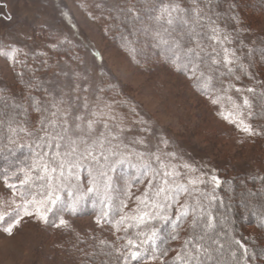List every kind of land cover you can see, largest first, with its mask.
<instances>
[{
  "label": "rangeland",
  "instance_id": "obj_1",
  "mask_svg": "<svg viewBox=\"0 0 264 264\" xmlns=\"http://www.w3.org/2000/svg\"><path fill=\"white\" fill-rule=\"evenodd\" d=\"M143 1L154 3L155 0H0V98L18 93L19 100L27 105L30 95L43 97L52 108V119L56 121L57 106L64 98L74 97L75 104H80L87 116L80 132L85 135L90 132L89 143L101 134L112 139L109 144L113 160L116 156L119 164L123 162L136 168L142 164L140 161L146 151L164 159L169 173V183L165 185L171 192L166 200L159 197L161 206L154 209L166 216L163 220L182 217L185 200L209 185L217 184L219 176L216 177L215 172L223 179L234 180L242 197L233 194L227 199L235 203L236 212H245L247 206H242L238 200L254 201L249 189H257L261 184L264 188V141L255 129L257 122L251 120L254 119L250 97L252 86L223 88L222 94H216L210 91L209 85L199 83L196 68L185 67L182 62L171 66L164 64L162 59L132 63L114 43L113 33L124 25L126 16L132 19L140 12L145 5ZM242 13L247 27L264 35V14H254L250 10ZM215 27L219 28V24ZM227 39L230 38L225 32L218 40L215 36L206 44L197 40L190 44L199 57L211 52L205 59L213 66L208 72L211 73L215 66H224L234 73L241 71L238 67L244 62L234 63L236 53L232 43H226ZM159 41L155 35L150 40L136 39L129 49H146L152 54ZM11 58L17 59L18 63L12 62ZM252 66L249 70L256 72L260 80L256 92L264 99V67ZM247 74L251 75L250 72ZM40 80L46 85L43 89L38 87ZM244 80L249 81L246 77ZM96 93L103 94L100 100ZM60 109L65 115L66 108ZM31 112L38 120L40 109L33 108ZM6 127L12 129L11 125L6 124ZM134 136L137 145L132 143ZM19 140L27 143L17 137L16 142ZM115 149H119V153L115 154ZM146 168L141 170L139 167L140 181L132 190L128 185L117 196L120 219L127 217L132 221L141 212V202L137 198L145 194L141 195L151 176V170ZM237 173L255 180L249 181ZM208 180L210 184H206ZM120 181L122 184L123 180ZM23 183L10 175L0 174V215L5 217L0 221V264H86V256L93 254V246L107 242L108 231L117 236L122 230L116 220L112 222L116 225L114 228L95 214H77L76 209L75 212L69 209L68 213L52 219L53 211L46 209L57 208L50 200L59 196L61 190L54 193L51 184L45 188L42 185L43 190L35 187L30 192L27 187L19 186ZM92 185L87 180L79 183L83 192L81 200ZM116 187H113L114 195L118 194ZM107 194L104 192L102 197L109 200ZM258 197L254 208L264 213V191ZM25 209L32 215L25 216ZM37 210L46 217L45 220L37 216ZM147 215L140 216L145 218ZM17 218L20 223L13 228V234H6L3 229ZM61 219L65 221L63 225ZM261 219L262 216L257 220ZM223 224L229 235L224 243L230 244L231 232L235 234L236 229L229 220ZM238 228L241 242L254 236L251 247H264V239L259 236L261 228L253 222L245 226L241 219L237 222ZM124 242L119 240L116 244ZM144 246L142 244L139 250ZM131 249L134 251L131 247L121 252L129 255ZM150 250L155 254L157 248L150 243ZM170 255L172 252L167 251L162 259L137 264H162ZM235 255L234 251L229 252V263L238 260ZM129 260L124 264H136ZM246 261L253 263L250 259Z\"/></svg>",
  "mask_w": 264,
  "mask_h": 264
},
{
  "label": "trees",
  "instance_id": "obj_2",
  "mask_svg": "<svg viewBox=\"0 0 264 264\" xmlns=\"http://www.w3.org/2000/svg\"><path fill=\"white\" fill-rule=\"evenodd\" d=\"M143 2L145 5L143 4L144 6L140 8V12L132 19L126 16L124 25L119 26V29L113 33L116 46L128 55V59L134 64H137L138 61H148L149 63V61L155 62L156 59H162L167 66L182 62L185 67L196 68L198 73L196 79L200 81L199 83L202 86L209 85L210 91L216 94H222L225 91L223 88L238 89L243 86H252L250 97L254 119L251 120L257 122V126L254 124L255 129L257 128L256 131L260 132L259 135L264 141V99L258 91L256 92V87L259 86L257 82L260 80L256 77L258 75L256 72L253 73L252 70H249L251 65H253L252 67H264V35H259L255 30L247 27L242 13L250 10L254 14H264V0H155L154 3ZM166 13L169 15L168 17L164 16ZM216 23L219 24V28L215 27ZM235 26L239 28L236 29ZM144 28L145 33H142ZM225 32L230 38L226 43L231 42L232 49L236 53L233 58L234 63L242 60L244 64L240 68L238 67L241 70L237 71L238 73H234V70L231 72L224 66H215L210 73L208 69L212 65H210L211 63L208 65L205 59L211 56V52L207 51V56L204 53L199 57L191 49L190 44L197 43L196 40L206 44L215 36L218 40ZM153 35L160 41L155 44L152 54H149L146 49L141 51L129 49L134 40H150ZM11 61L18 63L17 59L11 58ZM249 72L251 75L247 74ZM245 77L249 80L248 83L244 80ZM41 81L38 82V87L43 89L46 85ZM96 94L98 100L103 96V94ZM29 97L27 105L19 100L18 93L7 96V98H0V174L22 180L24 183L19 186L27 187L30 192L35 187L43 190V187L51 186V184L54 186L52 188L54 193L61 190L59 200L54 205L57 208L54 207L52 210V219H56V216L58 217L62 213H68V210L71 209L70 206H73L77 214L78 212L80 214H95L101 221L106 222L108 226H114V228L116 225H113L112 222L116 220L115 223H118L122 230L118 231L117 236H113L108 231L107 242L102 241V243H96L93 246V254L86 256V264H122L123 261L124 264L128 259H130V263L137 264L149 259L151 261L156 258L162 259L165 254L161 255V253L167 251L172 252V255L168 261L162 262V264H250L246 261L248 259L253 261L251 264H264V247H251L250 244H254L253 241H255L254 236L247 237L244 242H241L238 238L241 236V231L239 228L237 229V222L241 219L245 226L253 222L258 228H261L259 236L264 239V213L258 212L254 208L258 196L262 195L264 191L263 184L257 186V189L252 187L249 189L250 196L255 197L254 201L252 199L245 200V198L238 200V203L247 206V209L245 212H236L235 203H231V200L227 199L233 194H238L234 180L223 179L218 175V172H215L216 177L219 176L217 184L209 185L204 191L192 195L189 199L186 198L182 217H178L176 220H163L161 216H166L160 215V212H154L159 198L149 199L144 194L146 190L152 193L155 191V187H150L147 183L141 193L144 195L137 198L141 202L139 207L141 212L137 218L132 221L127 217L120 219L121 211L118 206L120 203L117 196L128 185L132 190L133 186L139 183V167L141 170L146 167L151 170L149 179L153 180L155 185L166 187L168 184L165 185L162 173L168 167L167 162L164 159H159L160 162L157 163L159 156L151 155L146 151L144 159L140 161L142 164L138 167L135 166L136 168L131 167L130 164L125 165L123 162L119 164L116 162V156L114 160L110 156L112 146L109 142L112 139L101 134L89 143L87 136L90 132L86 135L80 132L87 116L85 110L81 108L82 106L75 104L74 97L64 98L61 105L57 106L58 119L56 121L52 119L53 111L46 103L45 98L37 95ZM117 99L120 106L119 97ZM50 100L54 101V97H51ZM61 107L66 108L65 115V111H61ZM33 108L40 109L38 120H35L31 115ZM6 124L11 125L12 129L8 130ZM91 134L94 136L93 133ZM17 137L27 140V143L21 140L19 143L16 142ZM136 138L134 136L133 145L139 144ZM57 143L62 145L59 150L56 148ZM73 149L75 151H72ZM114 151H116L115 154L119 153V149ZM88 152H91L92 155H88ZM65 153H70V155L66 156ZM73 163H77V166L72 167ZM61 164H63V169L60 167ZM53 167L56 168L55 173L52 172ZM238 174L249 181L255 180L254 177ZM38 175L41 177H37ZM85 180L93 184V188L92 191H85V197L81 200L80 196L83 192L79 189V183ZM120 180H123L125 186L123 183L121 184ZM206 184H210L209 180ZM115 186L119 188L116 189L117 195L113 194ZM104 192L109 193L107 194L109 200L102 197ZM238 196L241 198L242 193H239ZM68 200L70 201L67 202ZM97 201L100 203L96 204ZM143 214L144 216L148 215L141 221L139 217ZM261 216V221L257 220ZM227 220L230 221V225L234 226V230L236 229L235 234L231 232L232 242L230 244L224 243L229 238L227 228L223 224ZM255 220L257 221L255 222ZM153 232H155L154 237H152ZM119 240L125 242L116 244ZM144 240H149V243L144 244V248L139 250L142 245L141 241ZM129 241L132 243L130 244ZM150 243L157 248L156 255L150 253ZM126 247H132L134 251L139 250L140 258L132 259V249L129 255L121 252H126L129 249ZM230 251H234L236 254L238 260L235 263H229L228 254Z\"/></svg>",
  "mask_w": 264,
  "mask_h": 264
},
{
  "label": "snow or ice",
  "instance_id": "obj_3",
  "mask_svg": "<svg viewBox=\"0 0 264 264\" xmlns=\"http://www.w3.org/2000/svg\"><path fill=\"white\" fill-rule=\"evenodd\" d=\"M89 127H91V123L89 124ZM244 130H245V131H249L248 128H245ZM61 146H62L61 144L57 143V144H56V148H57V150H59V148H60ZM72 151H75V149H73ZM87 154H88V155H92L91 152H88ZM65 155H66V156H67V155H70V153H65ZM81 158L83 159V158H85V157H81ZM159 162H160V161H159V157H157V163H159ZM77 163H78V162H77ZM77 163H73V164H72V167H76V166H77ZM60 167H61V169H63V164H61ZM52 172H53V173L56 172V168H55V167L52 168ZM61 175H63L62 172H61ZM168 176H169V173H168L167 171H164V172L162 173L163 181H164L165 184H168V183H169ZM214 179H215V178H214ZM148 183H149L150 187H151V186H154V187H155V191H154V193H152V192L146 190V192H145V196L149 197V199H152V198H159V197H161V196H163V197L165 198V200L167 199L169 193L171 192V188L161 187V186L155 185L153 180H149ZM89 191H92V189H89ZM58 200H59V196H55V198H52V199L50 200V202H51V204L55 205V204L57 203ZM146 203H147V202H146ZM125 206H126V205H125ZM156 206H158V207L161 206L160 203H159V200L157 201V205H156ZM70 210L75 211V208L73 207V208H71ZM46 211H49V212H50V211H52V209H51V208H48V209H46ZM17 215L19 216V214H17ZM24 215H25V216H30V215H32V213L28 212L27 209H25V211H24ZM37 216H38L41 220H45V219H46L45 216H43V215L40 214L39 210H37ZM4 219H5V217H4L3 215H0V221H3ZM139 219H140L141 221H143V220H144V216H140ZM161 219H166V217L161 216ZM19 223H20V220H19L18 218L15 219V220L12 221L11 223H9L8 226H7L6 228L3 229L4 232H5L6 234H8V235H12V234H13V228L16 227ZM64 223H65V221H64L63 219H61V220H60V224L63 225ZM154 236H155V232L152 233V237H154ZM129 243L131 244L132 242L129 241ZM148 243H149V240L141 241V244H148ZM163 254H166V253H161V255H163ZM131 256H132V259H133V260H136V259H139V258H140L141 253H140L139 250H138V251H133V252L131 253ZM149 258H151V257H149Z\"/></svg>",
  "mask_w": 264,
  "mask_h": 264
}]
</instances>
